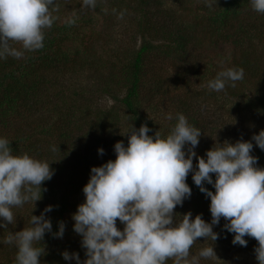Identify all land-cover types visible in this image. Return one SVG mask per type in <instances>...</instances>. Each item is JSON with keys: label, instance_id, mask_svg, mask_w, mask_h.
<instances>
[{"label": "trees", "instance_id": "obj_1", "mask_svg": "<svg viewBox=\"0 0 264 264\" xmlns=\"http://www.w3.org/2000/svg\"><path fill=\"white\" fill-rule=\"evenodd\" d=\"M116 1L109 4L110 9L132 11L129 3L119 0L120 4H115ZM71 4L76 6L75 10H80V5L85 8L86 16L87 10L92 8L82 6V0L63 3L67 7ZM173 5L174 9L169 8L166 13H158L159 4L153 8L147 5L146 10L133 9L140 12V44L129 58H123L113 66L116 68L112 69L109 77L112 86L122 92V96L115 98L111 94L116 89L102 91L115 102L108 111L92 112L77 93L70 96L66 90L60 94L51 91L57 87L56 80L46 77H54L50 71L64 69V64L71 61L67 51L63 50L64 46L77 41L73 54H78L91 51L93 42H96L86 19L78 21L71 17L74 23H66L68 17L57 4L56 10L52 11L56 19L50 28L44 29L43 48L25 50L21 58L6 56L0 59V137L10 141L13 155L27 153L30 157L49 162L50 169L54 170L51 179L42 182L41 188L46 190L41 192V199L34 203L33 210L31 202L12 208L14 220L19 213L28 216L34 212L37 215L45 206L52 205V211L46 213L51 220L52 233L56 232L58 221L65 225L62 238H53L50 233H45L41 241L45 254L39 258L40 264H75L73 260L66 262L62 259L63 243L70 245L67 251L77 253L81 262L86 258L80 247L81 238L72 230L71 214L84 200L82 187L89 178L90 168L115 159V155L111 159L107 156L103 159L98 156L97 149L104 148L111 155V144L124 139V133L118 130L122 123L129 128L131 124L134 128L144 124L152 130L148 135L159 130L164 136L175 123L176 113H182L190 124L201 130L194 149L201 157L215 141H210V106H202L195 113L196 101L188 104L192 96L193 99L203 96L206 101L211 100L217 105L219 98L238 102L236 105L244 109L240 114L256 111L261 115L260 130L264 129V101H261L264 91L261 97L256 94V89H264V13L253 11L249 0H217L211 7L205 6L204 0H174ZM144 26L149 34L143 30ZM204 36L209 39L210 48L216 50L214 58L208 60L199 45ZM85 39L91 46H82ZM150 39L153 41H148ZM10 45L21 49L19 42L10 41ZM234 66L244 70L243 79L235 82V87L226 85L221 92L207 88V81L217 72ZM156 67L163 69L161 76L155 75ZM38 89L45 91L42 99L35 98ZM245 107L249 108L247 113H244ZM212 113L219 115L217 110ZM167 114H171L173 119H165ZM254 156L260 157L257 166L264 167V156L258 152ZM195 162L193 158L194 166ZM186 183L193 195L189 211L193 216L202 214V218L209 222L211 217L206 208L209 200L192 183L191 173L186 177ZM204 186L214 191L210 185ZM57 191L60 193L58 197L55 196ZM223 221L221 218L213 231L232 239V234L222 231ZM28 226L29 222L24 226L13 222L0 229V264H15L16 247L3 243L4 237L8 232ZM117 227L122 229L123 226L117 221ZM244 238L253 249L257 246L254 238ZM203 242V238H197L189 249L190 257L197 255L205 246L206 241ZM165 264H173V259L166 260Z\"/></svg>", "mask_w": 264, "mask_h": 264}, {"label": "clouds", "instance_id": "obj_2", "mask_svg": "<svg viewBox=\"0 0 264 264\" xmlns=\"http://www.w3.org/2000/svg\"><path fill=\"white\" fill-rule=\"evenodd\" d=\"M216 2L204 0L207 7ZM249 3L253 11L264 13V0ZM82 6L94 7L95 0H82ZM55 10L56 0H0V59L21 58L25 50L43 48L44 29L52 26ZM123 15L122 11L118 18ZM66 23L72 24L74 19L69 17ZM10 41L19 42L21 49L12 47ZM243 76L240 67L222 68L207 81V88L221 92L226 85L235 87ZM165 119L173 117L167 114ZM151 131L144 124L139 128L131 124L124 134L126 145L123 141L113 145L115 159L90 168L82 187L84 200L71 214L72 230L80 236L86 258L81 262L77 253L65 250L60 253L62 259L75 264H165L170 258L173 264H199L201 258L221 261L214 251L220 235L213 227L223 218L221 229L232 234L231 243L243 247L247 245L244 237L254 238L255 260L264 264V167L257 166L258 158L251 155L254 145L264 151V129L250 140L215 139L203 157L194 151L201 130L182 113H176L166 135L159 130L148 135ZM9 143L0 137V229L14 222L13 207L31 202L33 210L46 190L41 188L42 182L54 174L47 161L27 153L13 155ZM97 153L102 155L103 149L98 148ZM189 173L192 183L209 200V222L202 214L173 211L191 195L186 183ZM52 209L47 205L39 215L30 214L28 227L4 237L3 243L16 247L15 264H40L45 233L63 237L64 223L58 221L52 233L51 220L45 216ZM197 238L210 243L190 257L189 249Z\"/></svg>", "mask_w": 264, "mask_h": 264}, {"label": "rangeland", "instance_id": "obj_3", "mask_svg": "<svg viewBox=\"0 0 264 264\" xmlns=\"http://www.w3.org/2000/svg\"><path fill=\"white\" fill-rule=\"evenodd\" d=\"M68 1L69 0H56V4L68 18L74 17L78 21L86 19L89 24L88 28L93 30L91 33L96 42H93V46H91L89 44V42H91L90 38L89 42H87L85 39L84 42H82V46L84 47L89 44L91 46V51H83L78 54H73V49L76 47V43H78L77 41L76 43L72 42L64 46L63 50L67 51L66 54H68L71 61H69L67 64H64L66 65L64 69H58L56 71L49 70L50 73L54 75V77L47 76L46 78H48V80H56L57 87H54L51 90L53 94H60L62 90H66L70 96L77 93L80 96V99L88 104V108L92 112L95 113L98 111H108L110 107L115 105V102H113V100H111L109 96H107V94L103 93L102 91L107 92L116 89L115 93L111 92V94L115 98L122 96V92L112 86L111 79L109 77V75L113 72L112 69L116 68V66H113L120 63L122 61L121 59L125 58L126 60L129 58V56L136 51L140 44L141 37L138 34V31H140L139 24L141 21L140 12L139 10L134 12L133 9L138 7L146 10L148 9V6L153 8L159 4L158 13L163 11L166 13L169 8L174 9V0H122L125 3H129L131 7H133L132 11L129 12L123 8H116L115 11L110 9L109 4H112V2L115 0H95V5H97L98 8L95 6L94 8L92 7L88 9V16H86L84 12L85 8H82L81 5L79 6L80 10H75L76 6L74 4H71L70 7H67L66 5L64 6L63 3ZM115 4H120L119 0H117ZM122 11L124 13L123 17L118 18L119 13ZM82 25L85 26V24ZM143 30L145 33H148L145 26ZM150 35L155 37L153 33ZM87 37L89 36L87 35ZM148 41H153V39ZM199 45L202 47L201 52L203 53L204 57H206V60L209 58H214L216 50L214 47L210 48L209 39H206L204 36ZM227 51L228 50L226 49V52ZM262 57V65H264V55ZM71 63H75L73 64L76 66L75 69L72 68ZM161 71H163V69L157 67L154 69L155 75L161 76ZM58 77L60 79H57ZM241 90L242 89H240V91ZM262 91H264V89H256V94L261 97ZM44 93L45 91L38 89L36 91L35 98L42 99ZM50 94L52 93L50 92ZM190 100L191 101H188V104L192 101H196L194 106L195 113H197L202 106H210V115L208 114V124L210 125V141L216 139V142H222L225 140H228L229 142H235L241 138L243 140H250L251 136L255 133H258L260 130L261 123H259V118L261 115H258V112L256 111L248 112L249 108L246 107V111L244 113H248L246 115L240 114V110L244 111V109L242 106L239 107L236 105L238 102H234L226 98H219L217 105V103L211 100L210 102L206 101L203 99V96L198 97L197 99H193L192 96ZM261 101H264V98ZM254 105L255 103H253L252 106ZM216 110L219 111V115L212 113V111ZM118 130L125 134L129 130V127L126 123H122ZM216 130L218 132H216ZM124 134V139L121 141H123L126 145L127 136ZM107 144H109V141ZM113 145L114 144H111L110 147H113ZM101 149H103V154H98V156H102V158L107 156L109 159L112 158V155L114 156L113 152H111L110 155L106 149ZM256 152H258L260 156H264V151L259 150L254 145L251 154L254 155ZM258 158L260 159V157ZM100 160L101 159H98L97 161ZM105 160L108 159L105 158ZM57 192L58 193H56L55 196L58 197L60 193L59 191ZM192 197L193 195L191 194L187 200L183 201L182 206L175 207L173 210L174 213L182 215L185 212H188L189 209H191ZM208 205L209 203L206 204V208H208ZM30 214L36 215L34 212ZM29 219V214L26 216L19 213L14 222H16L17 226H24L27 225ZM231 240L232 239H230L228 236L226 237L220 235V238L214 242L215 254L217 259L221 261L201 258L199 260V264H223V262H226V264H257L252 247L249 245L243 247L239 245H233ZM208 243L210 242L206 240V244ZM69 249V244L65 245V243H63L61 245L62 252Z\"/></svg>", "mask_w": 264, "mask_h": 264}]
</instances>
